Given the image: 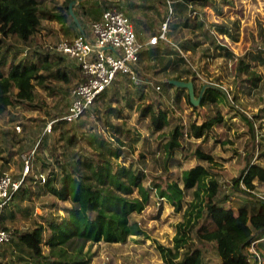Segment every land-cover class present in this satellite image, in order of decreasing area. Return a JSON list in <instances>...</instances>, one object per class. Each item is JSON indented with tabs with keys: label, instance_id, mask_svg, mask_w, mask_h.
I'll return each instance as SVG.
<instances>
[{
	"label": "trees",
	"instance_id": "trees-1",
	"mask_svg": "<svg viewBox=\"0 0 264 264\" xmlns=\"http://www.w3.org/2000/svg\"><path fill=\"white\" fill-rule=\"evenodd\" d=\"M72 1L54 0L51 5L43 6L45 0H0V114L11 111L18 104L39 106L34 103L37 86L48 88L52 94H71L72 77L77 74L76 71L79 73V65H74L63 52L26 49L25 46L42 29L44 21L59 22L62 34L71 39L78 34L88 33L84 17L91 26L97 16L113 6L109 0H79L73 5V11L80 28L70 12ZM128 1L124 6L127 8L123 7L127 15L133 16L132 10L140 8L153 9L155 15L153 18L150 15L153 23L158 21L156 15L161 16L159 6L167 9L166 0H147L146 6H129ZM209 2L213 4L212 0L175 1V18L170 22L168 31L170 41L145 45L140 51L137 64L138 73L143 77L140 84H135L128 75L119 73L112 85L95 99L78 120H60L53 125L52 131L60 130L58 136L52 137V131L42 134L46 126L44 117L38 124L42 137L35 134L30 125L23 124V129H29L35 137L31 149H35L33 172L26 176L11 202L0 211V227L11 231V240L0 242V264H90L91 256L89 252H84L88 242L126 243L132 235L145 234L138 214L150 205L153 195L167 200L177 212L183 210L182 219L176 225L174 246L158 244L165 264H210L205 255L209 245L219 257L217 264H252L247 259V251L254 241L263 257L264 199L256 194V190L259 184H264V149H261L257 160L248 159L241 175L227 186L228 193L211 168L204 164L184 169L181 184L158 175L146 185L149 174L143 167L121 161V158L133 154V144L142 137L138 127L129 125V115L125 112L126 107H134L135 100L142 103L140 115L149 117L148 126L152 132L161 131L170 123L169 105L163 101L145 102L147 90L151 86L156 88V83L161 86V94L172 99V104H180L186 99L194 108H209L203 122H192L190 136H207L214 131L216 123L224 121L221 103L236 109L226 90L208 88L200 106H195L187 89L169 82L170 79L192 78L196 94H199L205 81H201L200 70L191 62L192 57L199 52L206 59L236 57L217 33L225 34L236 42L241 34L240 22L225 18L222 22L210 23L204 16V7ZM214 8L222 13L221 5L216 4ZM90 17H96V20L92 21ZM132 19L139 39H142L144 32L155 34L159 31L147 20ZM228 24H232V30L228 29ZM184 29L189 30L190 34L181 35L183 38L175 41L172 37ZM263 53L264 49L249 52L248 55L251 60L263 61ZM250 65L251 62L245 61V56L239 59L240 72ZM144 70L165 73L167 79L156 82ZM259 79L256 73L251 74L254 87L258 86ZM54 81L63 84L56 85ZM125 82L134 88L126 89V93L120 96L121 87L127 86ZM172 88L174 92L170 95ZM131 93L135 94V98L130 96ZM237 97L236 94L233 99ZM212 107L217 109L215 113ZM47 114L52 115L53 111L48 109ZM242 116L255 130L256 121L264 119V108L252 116L245 113ZM94 117L109 127L111 134L99 130L98 122L89 121ZM65 124H69L68 127ZM184 127V124L178 123L171 129L164 146L158 145L164 150L166 170L170 161L178 159L176 147H184L181 141ZM26 137L21 136L14 127L0 126V139L6 144L8 155L14 151L16 143L20 145L18 153L28 152L30 147H27ZM260 144L264 148V141ZM196 153L204 160L215 162V157L209 152L199 148ZM139 155V162L146 165L143 160L146 155L142 152ZM4 159L0 175L8 167V157ZM38 161L42 169L36 173ZM41 172L46 174L45 182L37 178ZM34 187L39 189V193L55 199H51L48 205L50 210H45L48 206L44 205V213L39 214L41 220L37 219L27 229L11 230L6 222L15 216L13 206L32 215V207L22 202L33 198ZM188 191L192 193L191 200H185ZM233 196L239 200L233 199L231 206L228 201ZM56 200L63 204V214L52 210L58 205ZM235 207L238 212H235Z\"/></svg>",
	"mask_w": 264,
	"mask_h": 264
},
{
	"label": "rangeland",
	"instance_id": "rangeland-1",
	"mask_svg": "<svg viewBox=\"0 0 264 264\" xmlns=\"http://www.w3.org/2000/svg\"><path fill=\"white\" fill-rule=\"evenodd\" d=\"M53 1L54 0H45L43 6H49ZM212 1L213 4L209 2L206 6L221 5L222 13L220 16L223 15L233 22H240L241 34L239 40L236 42L223 40L228 44L229 48L235 52L236 57L233 59L226 57H209V59H206L204 55H202V52H199L192 57L191 62L200 70V79L202 82L211 81L217 83L230 93L229 98L232 99V104L236 106V109L226 105L224 102L221 103L224 121L222 123H216L214 125V131L210 132L207 136H190L189 131L192 122H203L206 113L210 111L209 108H194L186 99H183L180 104H172V99L161 94V89L154 88L153 86L149 87L145 102L163 101L169 105L170 123L161 131L152 132V129L148 126L149 117L145 118L140 115V104L142 103H140L139 100H135L134 107L131 109L126 107L125 112L129 115V125L138 127L142 137L139 142L133 144V154L126 158H121L123 163L129 164L133 162L134 165L143 167L147 171L149 176L146 180V185H149L151 180L158 175H163L166 180L178 181L181 184L182 172L184 169L193 165L204 164L211 168V171L221 181L222 188L228 193L227 186L231 185L234 178L241 175V172L246 167L248 159L253 161L257 160L261 149H264L260 144V142L264 141V119L256 121L254 130L242 116V113L252 116L260 113V110L264 108V60L254 61L251 60L248 55L249 52L264 49V0ZM159 8L162 12L161 16L156 15L158 21L155 24V30L159 28L161 22L164 20L162 16L165 17L166 13L165 8L161 6H159ZM211 18L212 20L210 23L215 22V17L211 16ZM55 29L57 30L55 24L53 25V23L49 21H44L42 29L35 34L30 44L26 45L25 48L49 50L47 47L55 46L61 38H65L61 37L58 30L55 32ZM89 30L90 28L88 27L87 32ZM188 34H190L189 30L184 29L180 33L175 34L172 38H174L175 41H179L183 38L181 35L186 36ZM149 35L150 32L142 35L141 40L143 42L146 41ZM242 56H245V61L251 62V65L248 69L242 68L240 72L238 62ZM144 71L156 82L167 79L165 73L156 74L154 70L150 72ZM253 72L260 77L258 86L256 87H254L250 80ZM77 81L78 75H73L71 83L72 88L76 85ZM51 82L48 81V83ZM54 84L62 85L63 83L54 81ZM125 84L127 86L121 87L120 96L126 93V89L132 90L134 88L129 82H125ZM157 84L158 83H156V85ZM173 92L174 89L172 88L170 90V95L173 94ZM236 94L238 97L233 99ZM130 96L135 98V94L133 93H131ZM70 100L71 94L65 96L57 93L52 94L49 92L48 88L37 86V98L34 103L39 106L34 107L33 105L18 104V106L12 107L11 111L0 114L1 127L13 129L17 124L22 125L20 131L15 129L21 136H27L25 142L27 147H30L27 149L28 152L21 154L17 152L20 145L16 143L13 147L14 151L8 155L6 144L0 139V168L4 164V157H8L9 162L6 172L15 177L21 176L23 170V156L29 154L33 143L35 144V137H33L34 133H30L29 129L25 131V129H23V124L24 126L25 124L30 125L35 134L40 137V126L38 124L41 117H44L47 123L55 116L62 115L63 111H65L64 109L70 103ZM113 105L115 106V103ZM198 106H200V104ZM212 108L215 113L217 109L215 107ZM48 109L53 111L52 115L47 114ZM89 121L93 123L98 122L97 127L99 130L104 131L106 134H111L109 127L105 126L100 120H96V117L89 119ZM178 123L185 125L183 128L184 136L181 139L182 146L184 147H176L175 152L178 159L170 161L169 168L166 170L164 167V150L158 145L164 146L171 129ZM65 125L68 127L69 124ZM59 131L58 129L55 131L53 130L52 137L58 136ZM37 145L38 143L35 147H37ZM199 148L205 152L211 153L215 157V162L211 163L202 159L201 155L196 153ZM47 151L45 154H47ZM139 152L146 155L143 159L146 165L139 162ZM262 162H264V160ZM36 167V173L38 169H42L40 161H38ZM33 190V198L30 201L25 200L22 202L23 205L29 204L30 207H32V215H28L24 211L17 209L16 206H13L15 216L9 218L6 222L11 230L27 229L33 225L37 219L41 220L42 218L40 215L44 213L45 209L43 206H48L51 199H54L52 196L39 193V189L36 187H34ZM256 194L260 197L264 196V184L258 185ZM192 197L191 191H188L185 200H191ZM233 199L239 200L237 197H231L230 201H228V204L231 206L233 205ZM56 202H58V205L52 207V210L63 214V210H61L63 204L58 200H56ZM45 210H50V207H46ZM234 210L238 212L236 207ZM182 215L183 210L177 212L167 200H161L159 196L153 195L150 205L138 214L140 224L145 234L140 236L132 235L126 243L88 242L84 247V252H89L91 256L90 264H165L163 256L158 249V244L161 243L166 246H174L176 225L182 219ZM199 245L202 246L200 243ZM205 255L209 259L210 264H217L219 262V257L211 245H209L208 251L205 250Z\"/></svg>",
	"mask_w": 264,
	"mask_h": 264
},
{
	"label": "built area",
	"instance_id": "built-area-1",
	"mask_svg": "<svg viewBox=\"0 0 264 264\" xmlns=\"http://www.w3.org/2000/svg\"><path fill=\"white\" fill-rule=\"evenodd\" d=\"M175 1L166 0L167 9L164 20L158 33L152 35L147 43L139 41L134 24L125 11L118 5H113L103 12L100 19L92 23V38H89L85 33H81L71 39L61 38L55 46L47 47L51 51L63 52L69 58L74 59L80 67L81 80L71 90V101L68 110L62 115H57L49 120L43 134L51 132L53 125L60 120L67 122L78 120L92 106L95 99L112 85L119 73L128 75L135 84L141 83L142 78L137 69L140 51L145 45L170 41L168 31L170 22L175 18ZM224 20L225 18L218 22ZM227 27L232 30V24H228ZM217 34L223 40L225 34ZM107 46L118 50L119 53L105 51L104 48ZM160 87V84L156 85L157 89H160ZM15 128L20 131L22 125L17 124ZM34 152L35 149L30 154L23 156L24 166L21 176L14 177L8 172L0 175V211L11 202L15 192L23 185L26 176L31 173ZM37 178L41 182H45V172L39 173ZM261 198L264 199V196H261ZM10 240L11 231L0 227V242ZM247 259L252 264H263V257L256 247V241L248 247Z\"/></svg>",
	"mask_w": 264,
	"mask_h": 264
},
{
	"label": "crops",
	"instance_id": "crops-1",
	"mask_svg": "<svg viewBox=\"0 0 264 264\" xmlns=\"http://www.w3.org/2000/svg\"><path fill=\"white\" fill-rule=\"evenodd\" d=\"M77 2L79 1V0H76ZM111 3H113V5H118V6H120V8L121 9H123L124 11H125V13H126V8L127 7H124V6H126V0H109ZM76 2V3H77ZM147 3V0H129L128 1V5L129 6H146V5H148V4H146ZM125 9H124V8ZM133 11V16H129L130 17V19L132 20V22H133V24H134V21H133V19L132 18H137V19H140L141 21H149V22H151V25L153 26V25H155L156 23H155V21H154V23H153V21H152V19H151V17H150V15L152 16V18H153V16H154V14H153V12H154V10L153 9H151V10H148V9H146V8H144V9H142V8H140V9H138V10H132ZM152 12V13H151ZM204 12H205V17H206V19H209L208 21L210 22L211 20H212V18H211V16L212 17H215L214 19H215V22H218V21H221L222 19H223V15L222 16H220L221 15V13H219V11H215V8H214V6H205L204 7ZM101 16H102V14L101 15H99V16H97L98 18H97V20L98 19H100L101 18ZM83 18V17H82ZM91 19L90 20H92V21H94V20H96L95 18L96 17H90ZM220 18V19H219ZM225 18V17H224ZM217 19H219V20H217ZM85 21H86V25L90 28V31H88V33H87V36L89 37V38H92L93 36H92V31H91V26H90V22L88 21V20H86V18L84 17V23H85ZM49 22H51V23H53V25L55 24L56 25V27H57V30L59 31L58 33L59 34H61V37H65L63 34H62V32H61V30H60V24H59V22H57V21H49ZM162 23V22H161ZM161 25V24H160ZM134 27H135V25H134ZM159 28H160V26H159ZM159 28L158 29H156V30H159ZM57 30L55 29L54 31L55 32H57ZM52 31V30H51ZM157 33H158V31H157ZM144 34H146V32H144ZM156 34V33H155ZM152 35H154V33H150V35H149V37L147 38V40L146 41H142L141 39H139V41L140 42H142V43H147L148 42V40H149V38L152 36ZM226 37V38H225ZM223 40H227L228 42L229 41H231L230 40V38L226 35H223ZM104 50L105 51H107V52H110V53H119V51L118 50H116V49H114V48H112L111 46H107V47H105L104 48ZM70 59V61L74 64V65H76L77 63H76V61L74 60V59H71V58H69ZM71 63V64H72ZM78 65V64H77ZM70 72V71H69ZM77 72V75H78V81H77V83L79 82V79H80V76H81V72L79 71V73H78V71H76ZM76 83V84H77ZM68 110V109H67ZM66 110V111H67ZM64 113V112H63Z\"/></svg>",
	"mask_w": 264,
	"mask_h": 264
},
{
	"label": "water",
	"instance_id": "water-1",
	"mask_svg": "<svg viewBox=\"0 0 264 264\" xmlns=\"http://www.w3.org/2000/svg\"><path fill=\"white\" fill-rule=\"evenodd\" d=\"M76 2H77L76 0L72 1L69 5V8H70V12L74 16L75 21L77 22V24L81 28L80 22H79L78 18L76 17V15L73 11V5ZM169 82L176 85L177 87H182L184 89H187L189 96H190V100H191L192 104H194L195 106H198L200 104V102L202 101L204 94L208 88L220 89V90L225 92V89L222 88L221 86H219V84L214 83V82H205L202 85L200 93L197 95L196 94V87H195V84H194V81L192 78H190L189 80L170 79Z\"/></svg>",
	"mask_w": 264,
	"mask_h": 264
}]
</instances>
